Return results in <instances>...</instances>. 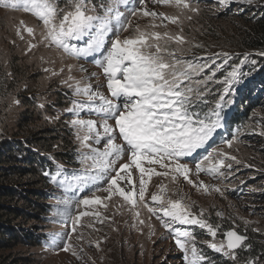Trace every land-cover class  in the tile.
<instances>
[{
	"label": "snow or ice",
	"instance_id": "6c2138e0",
	"mask_svg": "<svg viewBox=\"0 0 264 264\" xmlns=\"http://www.w3.org/2000/svg\"><path fill=\"white\" fill-rule=\"evenodd\" d=\"M152 2L171 6L178 10L177 14L150 11L145 0H107L106 4L100 5L102 14L96 15L89 14L95 11V7H89L88 0H65V7L59 6V0H0L3 7L23 10L42 22L40 40L35 43L32 42L37 34L34 27L25 26L23 22L17 27L16 35L25 41L26 52L43 43L63 56L77 60L92 58L103 70L111 97L99 91V85L93 88L89 82L91 77L77 79L71 75L74 66H66L69 74L61 83L72 93L71 105L46 119L52 122L62 114L72 117L67 123L77 143L73 158L80 164V169L69 170L49 158L53 167L44 174L57 188L65 193L71 191L74 199H62L63 210L57 212L65 223L71 219L69 232L49 234L46 245L55 248L64 242L62 250L73 251L75 255L71 234L77 232L82 218L92 216L100 223L107 218H102L98 210L79 211L73 216V208L103 206L106 209L116 197L122 198L139 225L145 222L141 219V209H145L150 217L155 216L161 227L174 238L185 264H215V261L197 247L194 232L181 226L206 230L213 239L204 243L234 264H264L259 255H249L241 261V253L252 251L247 235L233 228L222 233L224 239L217 240L221 226L211 223L204 209L197 214L191 211L192 205L185 204L182 199L166 198L167 185H160L150 201L145 199L153 176L169 178L172 182L183 177L198 191H215L223 196L219 185L190 179L192 169L181 160L192 158L197 175L206 173L221 180L232 176L233 165L241 164L236 156L224 148H214L202 156L198 150L205 149L217 130L228 125L229 109L235 103L237 90L250 75L242 72V66L256 63L244 54L239 63L230 64L233 55L225 51L207 57L185 58L184 52L190 49L183 47L188 41L182 34V26L185 19L190 21L193 15L199 14L196 0ZM234 2L248 6L254 4V0H216L221 11ZM141 16L152 18V28L159 26L157 20L160 25L167 20L178 25L180 32L146 31L137 26L133 36L122 40L120 33L132 26L130 17ZM25 32L30 39L25 38ZM172 43L177 45L175 49H170ZM259 55L264 57V52ZM40 59L43 61L44 57ZM64 70L63 66L59 71L45 69L52 76ZM79 70L85 71L83 66ZM217 73L223 74L218 77ZM209 95L214 96L213 102L207 99ZM38 107L43 108L44 104L40 103ZM82 113L98 119L81 118ZM221 142L231 148L234 141L225 139ZM122 160L125 162L121 163ZM155 166L163 171L158 172ZM135 170L138 175L134 180ZM101 184L105 185L102 189ZM101 190L107 194L103 198L95 195ZM88 192L93 195L88 196ZM216 216L222 218V213L217 212ZM243 222L245 225L250 223Z\"/></svg>",
	"mask_w": 264,
	"mask_h": 264
},
{
	"label": "rangeland",
	"instance_id": "374dc122",
	"mask_svg": "<svg viewBox=\"0 0 264 264\" xmlns=\"http://www.w3.org/2000/svg\"><path fill=\"white\" fill-rule=\"evenodd\" d=\"M88 3L89 7H95V11L89 14L96 15L102 14L100 5L106 4L107 0H88ZM145 4L148 10L158 13L175 15L178 11L168 5L154 4L152 0H145ZM59 6L65 7V0H59ZM196 6L200 8L199 14L193 15L190 21L185 19L182 26V34L188 41L183 47L190 49V51L184 52L185 58L207 57L213 53L225 51L233 55L230 64H234L237 58L244 54H248L250 59L255 57L256 52L244 49L239 45V43L241 44L237 32L239 24L233 23L231 17L220 18V16H225L222 15L224 11H239L240 3L234 2L223 11L216 0H196ZM121 11H125V9L121 8ZM130 19L132 26L127 31L120 33L122 40L133 36L137 26L146 31L161 33L168 31L173 34L180 32L178 25L167 20L162 25L157 20L156 23L159 26L152 28L150 27L153 22L151 17H130ZM21 22L25 26L35 28L37 34L32 42L39 41L42 22L38 18L23 10L8 9L0 4V145L7 140L11 142L15 137H25L22 133L20 135L19 129L22 127L17 121L22 110L26 108L23 101L32 100L34 105L30 109H26V112L32 113L33 111L34 113V117L30 121L31 124L36 121L42 128L46 126H50L51 129L56 128L62 135L60 143L55 142L49 148L38 147L42 155H51L56 151L63 150L71 152L73 156L77 143L67 123L72 117L62 114L58 120L52 122H49L46 117H54L58 112H62L63 109L71 105L72 93L66 85L61 83L69 74L67 65L74 66L71 71L72 76L77 79L85 76L91 77L89 82L93 88L99 85L98 90L111 98L106 87L103 70L93 62L92 58L77 60L63 56L59 51L49 48L43 43L26 52L25 41L20 40L16 35V29ZM25 38L30 39L26 32ZM112 38L114 39V37ZM12 41H15V44ZM195 44L202 45V47H193ZM169 47L175 49L177 45L172 43ZM41 57H44L43 61L40 59ZM246 65L242 66V72ZM62 66L65 68L64 72L56 76L45 71L46 68L59 71ZM80 66H83L84 72L79 70ZM93 73L96 75L93 76ZM222 74L217 73V76L220 77ZM256 74V72H251L245 77L244 85L237 90L236 95L243 93L246 84H249L248 82ZM248 94L252 100L245 98L241 102L243 107L241 111L238 108L239 102L235 101L229 109L228 125L217 130L205 149L198 150L199 155L202 156L214 148H224L230 155L236 156L241 164L233 165L232 176L227 180H221L206 173L197 175L192 158L181 160V163H187L192 169L190 179L197 183L203 181L208 185H219L223 190V196L215 191L210 193L198 191L183 177H178L175 182H172L169 178L153 176L149 182L145 199L150 201L151 195L158 191L160 185H167L166 198L182 199L185 204L192 205L191 211L197 214L201 209H204L209 214L210 222L221 226L217 240L224 239L222 233L233 228L240 234H246L248 238L253 239V242L251 241L253 245L249 240L247 243L254 246L255 249L252 247L251 253L247 251L241 253V261L249 255H259L260 260L264 261V135H261L264 132V93ZM261 98H263L262 102L259 101ZM207 99L213 102L214 96L209 95ZM14 100L19 103H13ZM40 103L44 104L43 108L38 107ZM81 118L98 119V117L86 113H82ZM225 139H233L231 148L221 142ZM100 147L102 148V145ZM54 160L69 170L80 169V164L74 158L70 163ZM155 167L158 172L163 171L159 166ZM137 175L138 170H135L133 172L134 180ZM33 177H26L23 180L17 178L18 184L16 185L25 189L26 193H31L30 189L33 186L30 183L34 179ZM36 186L46 188L47 195H45L44 201L48 202L51 208L31 221L23 220L22 224L32 229H35L36 224L45 232V235L37 245L18 244L13 248L0 249V259L16 257L20 264H185L183 253L175 244L174 238L161 227L160 221L155 216L150 217L145 209H141V219L145 222L143 225H139L133 218L132 212L124 205L122 198L116 197L112 198L106 209L103 206L73 208V216L77 215L79 211L98 210L101 212L102 218H107L103 223L92 216L82 218L81 224L77 226V232L71 234L70 242L75 255L73 251L62 250L64 242L55 248L48 247L46 241L49 239V234L69 232L71 219L65 223L57 215V212L63 210V205L60 203L62 199H74V197L71 191L65 193L47 180ZM100 187L102 189L105 185L101 184ZM86 194L93 195L92 192ZM77 195L80 194L77 193ZM95 195L103 198L107 194L101 190L95 192ZM217 212L222 213V218L216 216ZM244 220L250 223L245 225ZM87 225H93V227ZM181 227H189L194 232L197 247L211 257L215 264H234L228 257L214 253L204 243L213 239L206 233V230H201L196 226ZM97 242H99L98 247L96 246Z\"/></svg>",
	"mask_w": 264,
	"mask_h": 264
},
{
	"label": "trees",
	"instance_id": "16d2710c",
	"mask_svg": "<svg viewBox=\"0 0 264 264\" xmlns=\"http://www.w3.org/2000/svg\"><path fill=\"white\" fill-rule=\"evenodd\" d=\"M222 15L225 16L220 18L231 17L233 23L239 24L237 29L241 42L239 45L257 53L255 57H251V60L256 62L255 65L247 64L243 70V73L257 74L248 82L249 84H246L243 93L235 96L241 111L243 110L241 102L245 98L252 100L248 93H264V57L259 55L260 52H264V0H254L252 6L241 4L239 11L227 10ZM243 56L238 57L236 63H239ZM262 100L263 98L259 99L261 102ZM23 102L26 108L22 110L17 122L22 127L19 129L20 135L22 133L25 137H15L11 142L7 140L0 145V249L13 248L18 244L37 245L43 239L45 232L41 228L36 224V230L25 227L22 221H31L40 217L51 208V205L44 201L47 195L46 188L36 186L45 183V180L50 181L44 174V171L53 167L49 158L67 163L72 162L73 158L71 152L63 150L51 155H42L38 147L49 148L55 142L60 143L61 132L56 128L51 129L50 126L42 128L36 121L31 124L34 113L33 111L28 113L26 109H30L34 102L32 100ZM32 176L34 179L31 180L30 185L33 187L28 188L31 193H26L25 189L16 185L17 178L23 180ZM248 240L251 243L253 239L248 238ZM252 247L255 249L254 246ZM18 260L16 257H3L0 259V264H20Z\"/></svg>",
	"mask_w": 264,
	"mask_h": 264
}]
</instances>
